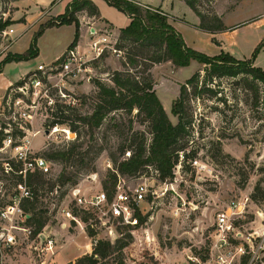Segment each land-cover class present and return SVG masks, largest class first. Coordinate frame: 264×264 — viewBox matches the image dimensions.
Here are the masks:
<instances>
[{
	"label": "rangeland",
	"instance_id": "obj_1",
	"mask_svg": "<svg viewBox=\"0 0 264 264\" xmlns=\"http://www.w3.org/2000/svg\"><path fill=\"white\" fill-rule=\"evenodd\" d=\"M192 1L198 10L207 16L206 23L210 25L213 23L211 16L220 13L225 15L227 23L240 22L249 15L255 16L254 20H259L251 25H243L234 34L223 36L222 48L202 31L186 33L187 39L195 49L209 56H216L224 51L237 59L252 58L255 48L264 40V0ZM14 2L0 0V15L3 10L13 8ZM103 2L104 15L113 18L118 24L122 23V16L127 15L106 1ZM181 7L179 9H183ZM61 9L63 8L60 5L54 11ZM8 14L4 13L5 17ZM51 20L52 18H48L36 23L34 34ZM171 20L172 24L177 22ZM187 20L191 21V18L187 17ZM10 27L14 28L15 32L0 37V62L12 49L26 51L33 39L31 31L20 33L17 38L19 32L16 31V26L11 24ZM105 28L106 30H101L100 33H108L110 45L116 47V44H119L117 41L120 31L113 25H107ZM72 37L73 28L69 26L52 28L40 35L37 39V57L23 61L17 66L9 65L4 73L0 74V100L5 94L7 79L19 80L37 63L58 64L60 61H57L56 56ZM121 43L126 48L130 47L126 42ZM104 54L103 58L95 59H91V55L87 54L83 59V70L78 77L63 75L64 85L60 84L63 82L60 74L50 78L51 83L61 85L66 94L63 97L59 90L55 92L52 88L51 96L55 102L63 98L72 103L73 108L69 110V113H73L72 117L92 112L94 96L98 91L95 80L113 84V73L116 70H124L122 51L119 53L109 50ZM255 60L257 66L264 70V46ZM194 69V64L178 69L170 61L154 63L150 69L157 95L174 124L178 123L179 118L172 112V106L180 94L181 85L196 71L201 72L202 84L210 65L199 62L197 70ZM143 70V64L133 65L131 69L136 75L143 74ZM208 86L211 90H205L200 95L194 94L192 85L188 86L185 101L186 116L192 121V125L185 138L186 150L181 152L180 158L185 152L195 153L196 157H189L182 164L179 163L175 168L173 180H159L153 166L143 168L135 177L122 175L128 185L135 186L138 182L146 181L154 192L149 193L147 201L142 202L139 207L146 220L137 229L132 230V242L122 251L124 264H173L182 257L185 247H204L209 240L217 212L225 208L231 200L242 198H248L247 209L245 218L238 222V225L246 237L254 234L252 238L260 255L257 264H264V83L243 72L237 76H215L211 82L208 81ZM30 91L31 87L26 97L32 100L31 104L28 106L24 102L22 108L18 107L15 111H30L33 116L31 131L41 130V133L33 137L34 150L46 156V152L58 148L53 142L63 143L60 147L64 149L71 148L72 143L64 145V142L74 140L76 133L71 132L72 139H66L67 133L63 129L69 128L66 125H58V131L46 134L44 130L53 129L45 124L49 110L46 109L44 97L40 92L32 94ZM136 112L113 111L93 133L84 123L76 120L80 134L75 143L77 148L71 158L68 161H57L46 156L51 172L43 175V184L35 191V196L36 210L47 219L42 232L50 235L57 246L54 258L47 264H75L78 257L92 253L91 240L94 236L89 234L90 228L84 232L75 227V222L72 227H63L65 218L58 207L73 205L70 194L73 187H81L88 194L112 190V172L115 165L112 160L113 153L118 161L123 160L124 156H129L128 152L121 155L117 151L119 144L131 139L134 132H143L148 141L151 138L149 122L143 120ZM9 118L7 110L3 109L0 125L4 126ZM28 134L31 135V132H27ZM99 148L103 149L98 152ZM10 155L9 149L0 150V163ZM64 173L71 177V180L57 192L52 185L57 184L59 177ZM0 176L3 185L0 191L1 209L12 201L17 180L5 178L1 170ZM254 195L258 196V199H255ZM92 218L96 223V236L99 239L108 238V230L98 222L97 214ZM109 224L115 228L117 236L122 235L118 230L120 224ZM117 256L118 252L112 255L109 263L114 264ZM7 259L11 264H40L27 241H23L16 250L8 252Z\"/></svg>",
	"mask_w": 264,
	"mask_h": 264
},
{
	"label": "trees",
	"instance_id": "obj_2",
	"mask_svg": "<svg viewBox=\"0 0 264 264\" xmlns=\"http://www.w3.org/2000/svg\"><path fill=\"white\" fill-rule=\"evenodd\" d=\"M17 1V0H13ZM110 6L115 7L119 11L125 13L131 19L130 24L121 28L119 38L116 44V49L123 53L124 70H116L113 73L111 82L108 84L102 80H95V85L98 88L94 96V107L90 114H77L72 117L73 113L69 110L73 108L72 103L65 99L56 101L52 107H49V114L45 121L47 127L57 125H66L72 132L76 133L74 140L64 142V145L72 143L73 146L68 149L60 147L63 143L53 142L58 146L54 151L46 152V156L52 160L68 161L75 153L77 148L76 141L79 140V126L75 123L80 120L93 133L95 129L102 126L105 118L113 111L124 110L127 113H133L135 110L143 120H147L150 125L151 138L147 139L143 132H134L132 138L128 141L119 144L117 151L121 155L129 152V156H124V159L118 161L116 155L112 156L115 163L112 178L114 184L112 190L117 184L118 175L137 176L143 168L153 166L158 174V179L161 181L173 180L175 177V168L179 163H183L189 157L195 158V153H184L183 158H180L181 152L186 150V136L189 134L192 121L189 120L185 112V101L188 95V86L192 85L195 95H200L205 90H211L208 86V81L211 82L215 76H237L240 73H248L253 78L264 83V70L253 65V60L257 56L259 50L264 46V40L255 48L252 58L237 59L224 51L216 56H209L201 51L191 48L187 45L182 33L170 22L169 16L160 8H155L150 5L142 4L137 0H105ZM186 3L194 10L200 18V28L209 33L227 30L222 17L218 14L211 16V25L206 23L207 16L204 15L192 0H186ZM15 7L5 9L0 15V33L8 26L15 23L23 22L24 20H13L12 13ZM87 12L89 16H99L100 10L93 0H72L66 7L63 14L53 17L52 20L44 24L38 32L33 36L32 42L25 53L8 52L5 58L0 62V73L3 67L10 62L26 61L35 58L39 55L37 39L43 34L45 29L53 26L75 24V37L68 49H73L77 46L80 37V20L79 14ZM9 13L5 17L4 13ZM126 42L130 47L122 46L121 42ZM212 41L217 45L220 42L212 37ZM125 49V50H124ZM102 54L99 58H103ZM63 56L58 59L62 61ZM193 60L201 62L205 65H210V69L206 75V79L200 84L201 72L196 71L189 77L185 83L181 85L180 94L173 102L172 112L178 116V123L174 124L155 90V82L150 73V69L154 63L171 61L178 67H185L191 64ZM144 65L143 74L136 75L131 71L133 65ZM34 72L26 75L28 78ZM43 80L46 76L42 73L38 74ZM19 80L14 85L21 84ZM13 86V85H12ZM9 86L7 91L12 87ZM58 89L56 88L55 91ZM69 94V93H68ZM68 102V103H67ZM53 116V118H51ZM71 117L73 119H71ZM20 132V131H19ZM3 134V132H1ZM0 136V146L4 136ZM21 136L24 132L19 133ZM103 148H99L98 152ZM45 156V157H46ZM46 157V158H47ZM43 173H34L29 176L28 185L33 189L34 193L43 184ZM71 180V177L65 173L62 174L57 184L52 185V188L59 192L63 185H66ZM18 183L21 180L16 181ZM74 183V181H73ZM73 186V185H71ZM258 189V188H257ZM111 190V191H112ZM109 191V192H111ZM255 199L258 196L254 195ZM37 199L33 200L23 198L21 201L22 208L30 213L31 216L27 219V224L34 226V234L42 231L47 224V219L41 212L36 210ZM136 215L139 218V225L146 220L139 210ZM86 219V218H85ZM125 225L118 226L119 232L122 234L114 241L106 238H100L97 244L93 247L91 254H86L77 258L75 264H110L109 259L118 252L114 264H124L123 250L130 245L133 239L132 230L137 229ZM123 230H127L126 232ZM89 234L95 236L97 232L94 229H89Z\"/></svg>",
	"mask_w": 264,
	"mask_h": 264
},
{
	"label": "built area",
	"instance_id": "obj_3",
	"mask_svg": "<svg viewBox=\"0 0 264 264\" xmlns=\"http://www.w3.org/2000/svg\"><path fill=\"white\" fill-rule=\"evenodd\" d=\"M13 32L14 28L8 26L0 33V37ZM93 35L95 36L90 45L91 59L98 58L109 50L121 53L116 47L110 45L111 40L108 33L98 34L95 32ZM86 55L79 54L76 48L67 49L63 54V60L58 64H38L35 70L28 72H34L28 78H26L27 73L19 79L23 81L21 84L14 85L19 80L10 84L9 86H13L8 91L9 86L7 87L2 100H0V115L5 109L10 116L4 126L0 125V136L1 132L4 136L0 150L9 149L11 152V155L0 163V170L5 178L21 180L15 185L12 201L0 209V264H11L7 259L8 252L16 250L23 244V241L30 243L40 264H47L57 252L56 241L50 235L42 231L34 234V226L27 224V219L31 214L21 206L23 198L33 200L35 197L33 189L28 185L29 176L37 172L48 174L51 172V167L49 160L33 148L32 139L41 133V130L31 131L32 113L26 109L16 112L15 109L22 108L24 102L28 106L31 104L32 100H28L26 97L29 87H31L30 93L35 94L39 91L44 97L46 109L52 107L55 104V99L51 96L50 89L57 88L65 97L66 94L61 87L64 85L63 75L76 77L83 70L82 66L85 61L83 59ZM39 73L46 76L47 81L43 80L38 75ZM56 74L61 75L63 81L60 83L61 85H53L50 81V78ZM48 114L49 112L46 113V117ZM9 128L11 130L8 131ZM48 128H53L52 130L47 129L49 130L48 134H52L55 129H58L56 126ZM68 130L66 139H72V131ZM19 131L24 134L21 136ZM27 132H31V135H27ZM44 132L46 133V130ZM1 179L2 176H0V191L3 187ZM149 193L153 194L154 192L150 190L146 181L130 186L126 179L120 175L111 192L101 190L95 194H88L82 191L81 187H73L70 190L73 205L58 207L62 217L65 218L62 226L72 227L75 222V227L84 232H87L89 228L96 231L95 219L92 216L97 214L98 222L108 230L106 239L114 241L119 236L109 223L117 222L118 225H128L133 228L138 226L139 218L136 212L141 203L147 201ZM247 201L248 198L233 199L225 208L219 210L209 233L207 244L198 249H194L192 246L185 247L182 250V257L173 264H257L260 255L252 238L254 234L246 237L238 225V222L245 218ZM96 235L91 240L93 247L99 240Z\"/></svg>",
	"mask_w": 264,
	"mask_h": 264
},
{
	"label": "crops",
	"instance_id": "obj_4",
	"mask_svg": "<svg viewBox=\"0 0 264 264\" xmlns=\"http://www.w3.org/2000/svg\"><path fill=\"white\" fill-rule=\"evenodd\" d=\"M71 1L72 0H17V1H15L13 3L15 10L12 13V19L13 20H19L20 18H24V20H25V22L23 21V22L14 24L16 26V31L19 32V34H17L16 37L19 38L20 33H27L29 31H31L32 35L34 36L33 28L36 26V23H39L43 19L53 18V17H56L60 14H63L66 10L67 5ZM93 1L97 4V6L100 10V15L91 17L87 14V12H85V11L81 12V15L79 16V20L81 23L80 37L78 40V44L75 47L77 49V51L79 52V54L91 55V48H90L91 40L95 36V35H93V33L96 32L98 34H102V33H100V31L101 30L105 31L106 30L105 27L107 25H113L115 28L120 30L121 28L128 26L130 24V21H131V19L127 15V17L122 16L123 17L122 23H119V24L116 23L113 18H109V17L105 16L104 13L102 12V6L104 5L103 3H105V2H103V0H93ZM137 1H139L145 5H150V6H153L156 8H160L161 10H163L165 13L168 14L170 22L172 21L171 19L176 20L177 22H175V24L173 23L174 26L182 33L187 45L193 49H195V48L191 45L190 41L187 39V34L193 33L194 30L202 31L205 34H208V36L211 39H212V37H215L221 44L218 46H220L222 48V42H223L222 37L223 36H228L230 34L236 33L243 25L247 26V25H251L252 23H256V21L257 22L259 21V20H254L255 16L249 15V17L247 19H243L240 22L236 21L234 23H227L225 21V18H224L225 15H223V13H220V15L222 16V19L224 21V24L226 27H228V29L224 30V31H218V32L212 34V33L204 31L203 29H201L199 27L200 26L199 16L194 12V10L185 1H182V0H137ZM60 5H61V8H63V9L55 12L54 10ZM180 6H182L181 8H183V9H179ZM187 17L191 18V21L187 20ZM61 26L72 27L73 28V37L70 39V41H68L65 44V46L59 52V54L56 56L58 59L60 57H62L63 54L65 53V51L69 48V45L74 40L75 31H76L75 24L61 25ZM57 27L59 28L60 26H53V27H49V28L45 29L43 34L45 32H48V30H50L52 28H57ZM14 32H15V29H14ZM11 51L13 53H25L27 50L24 52H19V51H14L12 49ZM248 59H250V58H248ZM243 60H245V59H243ZM22 62L23 61L7 63L3 67V71L0 74L4 73L7 66L13 65V64L15 66H17ZM38 64H40V63H37V65L34 66L32 69H30V71L36 69ZM191 64L195 65L194 71L197 70V68L199 66V62L196 60H193L191 62ZM190 65H188V66H190ZM253 65L256 67H259L256 64L255 59L253 60ZM174 66L177 67L178 69L181 68V67H178L176 65H174ZM25 75H23V76H25ZM78 76H79V74L76 77H78ZM14 82L15 81H13L12 79H10V80L7 79L5 81V88L7 89V87ZM32 145H33V147L35 145L33 139H32ZM81 189L83 191V188H81ZM84 192H86V191L84 190Z\"/></svg>",
	"mask_w": 264,
	"mask_h": 264
},
{
	"label": "bare ground",
	"instance_id": "obj_5",
	"mask_svg": "<svg viewBox=\"0 0 264 264\" xmlns=\"http://www.w3.org/2000/svg\"><path fill=\"white\" fill-rule=\"evenodd\" d=\"M55 131H58V129H55ZM63 131L68 132V129H63Z\"/></svg>",
	"mask_w": 264,
	"mask_h": 264
},
{
	"label": "water",
	"instance_id": "obj_6",
	"mask_svg": "<svg viewBox=\"0 0 264 264\" xmlns=\"http://www.w3.org/2000/svg\"><path fill=\"white\" fill-rule=\"evenodd\" d=\"M46 133L48 134L49 133V130H46Z\"/></svg>",
	"mask_w": 264,
	"mask_h": 264
}]
</instances>
